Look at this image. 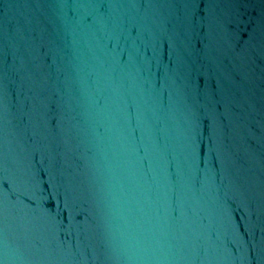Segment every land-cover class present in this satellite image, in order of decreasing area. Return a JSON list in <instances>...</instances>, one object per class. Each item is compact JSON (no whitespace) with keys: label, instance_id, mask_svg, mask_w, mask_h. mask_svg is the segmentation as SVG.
<instances>
[{"label":"water","instance_id":"obj_1","mask_svg":"<svg viewBox=\"0 0 264 264\" xmlns=\"http://www.w3.org/2000/svg\"><path fill=\"white\" fill-rule=\"evenodd\" d=\"M0 264H264V0H0Z\"/></svg>","mask_w":264,"mask_h":264}]
</instances>
